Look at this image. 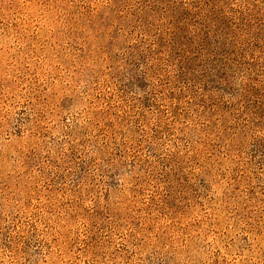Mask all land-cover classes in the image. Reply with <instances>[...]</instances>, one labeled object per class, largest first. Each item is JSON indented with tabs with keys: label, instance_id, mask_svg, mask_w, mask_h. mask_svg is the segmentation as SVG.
I'll list each match as a JSON object with an SVG mask.
<instances>
[{
	"label": "rangeland",
	"instance_id": "374dc122",
	"mask_svg": "<svg viewBox=\"0 0 264 264\" xmlns=\"http://www.w3.org/2000/svg\"><path fill=\"white\" fill-rule=\"evenodd\" d=\"M155 1L0 0V264H264L261 99L180 83Z\"/></svg>",
	"mask_w": 264,
	"mask_h": 264
},
{
	"label": "trees",
	"instance_id": "16d2710c",
	"mask_svg": "<svg viewBox=\"0 0 264 264\" xmlns=\"http://www.w3.org/2000/svg\"><path fill=\"white\" fill-rule=\"evenodd\" d=\"M158 2L151 0L146 16L157 13ZM221 3L193 0L187 6L184 2L173 6L168 15L171 31L158 45L179 55L177 79L183 84L215 83L220 73L239 74L244 68L242 99L260 98L261 112L257 115L263 119L264 63L257 57H252V62L246 58L264 54V0H236V5L229 6ZM247 66L257 68L254 77L247 74Z\"/></svg>",
	"mask_w": 264,
	"mask_h": 264
}]
</instances>
